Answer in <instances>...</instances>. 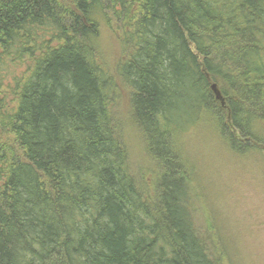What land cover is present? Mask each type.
Masks as SVG:
<instances>
[{
  "label": "trees",
  "instance_id": "trees-1",
  "mask_svg": "<svg viewBox=\"0 0 264 264\" xmlns=\"http://www.w3.org/2000/svg\"><path fill=\"white\" fill-rule=\"evenodd\" d=\"M202 135L238 158L264 146V0H0V264H221L192 211L184 141Z\"/></svg>",
  "mask_w": 264,
  "mask_h": 264
},
{
  "label": "rangeland",
  "instance_id": "rangeland-1",
  "mask_svg": "<svg viewBox=\"0 0 264 264\" xmlns=\"http://www.w3.org/2000/svg\"><path fill=\"white\" fill-rule=\"evenodd\" d=\"M98 44L101 63L113 73L122 50L105 25ZM116 92L113 114L129 152L130 170L140 185L149 188V162L131 124L129 90L118 83ZM184 142V154L197 171V180L191 182L195 221L208 229L203 232L213 240L215 233L222 238L221 246L213 249L216 259L221 264H264V146L238 158L213 135L186 137Z\"/></svg>",
  "mask_w": 264,
  "mask_h": 264
},
{
  "label": "water",
  "instance_id": "water-1",
  "mask_svg": "<svg viewBox=\"0 0 264 264\" xmlns=\"http://www.w3.org/2000/svg\"><path fill=\"white\" fill-rule=\"evenodd\" d=\"M211 91L215 97V100L219 103V105L224 108V99L222 98L218 88L216 87V85H212L211 86Z\"/></svg>",
  "mask_w": 264,
  "mask_h": 264
}]
</instances>
